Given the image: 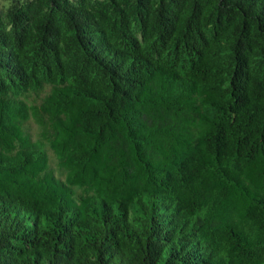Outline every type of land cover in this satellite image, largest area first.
I'll return each mask as SVG.
<instances>
[{"label":"trees","instance_id":"1","mask_svg":"<svg viewBox=\"0 0 264 264\" xmlns=\"http://www.w3.org/2000/svg\"><path fill=\"white\" fill-rule=\"evenodd\" d=\"M0 264H264V0L0 2Z\"/></svg>","mask_w":264,"mask_h":264},{"label":"rangeland","instance_id":"2","mask_svg":"<svg viewBox=\"0 0 264 264\" xmlns=\"http://www.w3.org/2000/svg\"><path fill=\"white\" fill-rule=\"evenodd\" d=\"M0 2H3V0H0ZM30 126H31L32 131L34 132L35 131L34 125L33 124H30Z\"/></svg>","mask_w":264,"mask_h":264}]
</instances>
